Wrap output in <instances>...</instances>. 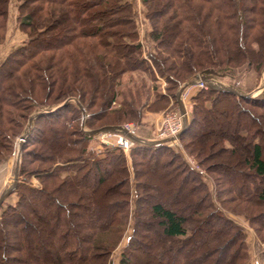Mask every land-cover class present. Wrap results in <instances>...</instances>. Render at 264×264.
<instances>
[{
  "label": "trees",
  "instance_id": "obj_1",
  "mask_svg": "<svg viewBox=\"0 0 264 264\" xmlns=\"http://www.w3.org/2000/svg\"><path fill=\"white\" fill-rule=\"evenodd\" d=\"M15 1L26 37L0 61V164L37 105L74 95L88 127L139 124L144 110L174 102L193 72L264 61V0H140L150 61L130 1ZM191 101L179 140L196 167L165 143H133L128 158L96 151L71 103L38 116L19 146L14 199L0 201V264H109L127 225L119 264H132L135 251L151 264H257L229 214L264 242V97L201 87Z\"/></svg>",
  "mask_w": 264,
  "mask_h": 264
},
{
  "label": "rangeland",
  "instance_id": "obj_2",
  "mask_svg": "<svg viewBox=\"0 0 264 264\" xmlns=\"http://www.w3.org/2000/svg\"><path fill=\"white\" fill-rule=\"evenodd\" d=\"M127 1H130L133 20H134V23H135V26L137 29V40H138L139 45H140V54H141V56L145 57L148 61H150L149 57H148V53H151V51H153V47H152L151 40L149 39V37L147 35V29L149 26H148V21L144 15V10H145L144 6L140 2V0H127ZM15 4H16L15 0H8L7 14H6L5 27H4V37H3V40L0 42V61L2 60V58L5 56V54L8 51H10L14 47L20 45L26 37V34L19 29L18 24L16 22V19H15L16 5ZM149 64L151 65V69L153 70V73L157 79V83H158L160 89L163 90V86L165 84L163 77H161L156 72V70H155V68H153L151 62H149ZM260 68L259 69H255L253 67L247 68L244 64H242V65L235 66V67L231 68L230 72H218L219 73L218 75H217V73H214V71L209 67L203 68V69H210L220 79L225 80L229 83H232L231 80H233L236 83H232V84H234V85H236V86H238L244 90H249V89L253 88L254 85L257 83ZM203 69H201V70H203ZM198 71H200V70H198ZM198 71H195L192 74H190V76L188 78H186L185 80L191 79L193 77V75L195 73H197ZM142 76L145 77V79H147V77L145 75H142ZM127 77H128V74H125L123 76L122 80L123 81L127 80ZM185 80H183V81H185ZM178 86H177V88H178ZM201 87L207 88L205 85L202 86L201 84L200 85H198V84L185 85L182 89H180V91H179L180 95L178 94V97L179 96L181 97V98L179 97V101H180L181 105L178 103V101L176 99V94H175V96H174L175 101L172 102L173 99L171 97H169L168 103L165 106H163L162 109H159L157 111L144 110L142 113L143 119H141V122L139 124L137 123V121L130 120V119L126 120L124 122H121L120 124L132 125L133 129H134V133H136L137 135H139L141 137H144L147 139H160V137H155V136L158 132V124H159V121H160L162 115L164 113L166 114L170 111H176V112L182 111L181 110V108H182L184 110L183 112H184V115L186 116V120H187L188 116L190 114L191 103H192L191 95H193L196 92V90L201 88ZM177 88H176V90H177ZM176 90H175V93H176ZM149 97L151 98L152 94ZM263 97H264V92H263ZM61 100H59V101H61ZM55 102H57V101H55ZM111 103L115 104L114 101H112ZM160 105H162V104H160ZM86 112H87V110H86ZM25 119H26V117H25ZM23 124H24V122H23ZM23 124H22V126H23ZM85 124H86V120H85ZM105 124H107V123H105ZM117 124H119V123H117ZM78 125H79V121H78ZM22 126H21V128H22ZM96 127H98V126H96ZM21 128H20V130H21ZM90 128H94V127H90ZM100 133H103V132H100ZM100 133H97L96 135H89V136L93 137L91 139V145L93 146L94 149H96V151H100L104 148H109V147H106L105 145L100 144L99 138H98V135ZM179 135H177L175 137H176V140H178L180 145H181V142L179 140ZM18 138L19 137L17 134L14 138V142L12 145V149L9 153V156L7 157V159H5L3 161V163H2L3 165L6 164V162L9 159H11V161H12L11 164L13 163V165L15 167L17 166V163L19 161V148H20L18 146V140H19ZM109 139L114 141L115 137L114 138L110 137ZM164 143L166 145L171 146L172 148L176 149L169 141H165ZM114 148H117V147H114ZM129 148L125 152L120 149L126 158H128ZM181 148L185 154L184 157L188 161V163H190L191 165L196 167L194 159L184 151L182 145H181ZM117 149H119V148H117ZM176 150L178 151V149H176ZM216 159H221V158H219V156H217ZM12 192L13 191L9 190V192L6 195H4V197L2 198L3 203L11 202L10 200L7 199V196H8V194H10ZM13 194H14V192H13ZM13 199H14V197H13ZM262 207H263V205H258L254 209L257 210V209H261ZM229 215L236 222L240 223L244 227L245 240H246L247 246H248L247 250H248V255H249V261L255 262L257 264H263L264 263V242H260L259 240L256 239L251 228L248 226L246 220H244L241 215H237V214H229ZM129 232H130V227H129V225H127V227L125 228V230H124L122 236L120 237L118 243L116 244V246L114 247V249L111 252L109 264H119L118 259H119L120 248L125 243L126 236ZM134 253H135V257H134L132 264H151V263H153V260L149 259L147 257L146 252L135 251Z\"/></svg>",
  "mask_w": 264,
  "mask_h": 264
},
{
  "label": "water",
  "instance_id": "obj_3",
  "mask_svg": "<svg viewBox=\"0 0 264 264\" xmlns=\"http://www.w3.org/2000/svg\"><path fill=\"white\" fill-rule=\"evenodd\" d=\"M191 83H196V84L202 83L210 90L229 92L236 96H240L244 98H251V99L262 98L263 92H264V62L260 68L257 83L254 85L253 88L249 90H244L232 83H229L225 80L220 79L210 69H203V70L198 71L197 73L193 75L191 79H187L181 82L180 85L178 86L175 94H176V99L180 105L181 103L178 97L179 91L185 85L191 84ZM69 103L74 104L79 109V112H80L79 128L83 134L96 135L97 133H100V132H118V133L124 134L125 136L129 137L132 141H134L137 144L150 145V146L159 145L172 138V137H166V138H160V139H147V138L137 135L136 133L127 131L125 126L120 123L119 124H103L98 127L90 128L85 124L87 112L84 106L79 102L76 96L68 95L65 98H63L61 101L41 104V105L35 106L34 108L31 109V111H29L22 128L18 133V137H19L18 146H20L22 140L25 139V137L30 133L33 127L34 121L38 116L51 113ZM181 110L182 112L184 111L182 108ZM186 122H187L186 116L184 115L182 127L180 131L176 134V136L179 135L181 131L184 129ZM15 180H16V167L14 168L13 181L11 183V187L13 186ZM10 189L1 193L0 201L4 197V195L7 192H9Z\"/></svg>",
  "mask_w": 264,
  "mask_h": 264
},
{
  "label": "built area",
  "instance_id": "obj_4",
  "mask_svg": "<svg viewBox=\"0 0 264 264\" xmlns=\"http://www.w3.org/2000/svg\"><path fill=\"white\" fill-rule=\"evenodd\" d=\"M191 84H196V83H191ZM197 84L198 85L201 84L202 86H204L202 83H197ZM183 117H184V112L182 111H177V112L170 111L166 114L164 113L159 121L158 132L155 137H160V138L172 137L170 140L167 141H169L176 149H178V151L184 157L185 154L181 148V145L179 141L176 140L175 137L178 131L182 127ZM124 126L127 129V131L134 133V129L132 125L125 124ZM110 137L113 138L115 137L114 141L109 139ZM98 138L101 145H105L106 147L109 148L117 147L123 150L124 152L132 145V143H134L129 137L118 132H103L98 135Z\"/></svg>",
  "mask_w": 264,
  "mask_h": 264
},
{
  "label": "crops",
  "instance_id": "obj_5",
  "mask_svg": "<svg viewBox=\"0 0 264 264\" xmlns=\"http://www.w3.org/2000/svg\"><path fill=\"white\" fill-rule=\"evenodd\" d=\"M11 162H12L11 159H9L6 162V164L4 165L0 164V195L1 193L7 191L11 187V183L13 181L14 168H15V166L13 165V163L11 164ZM13 197H14V194L12 192L8 194L7 199L12 201Z\"/></svg>",
  "mask_w": 264,
  "mask_h": 264
},
{
  "label": "bare ground",
  "instance_id": "obj_6",
  "mask_svg": "<svg viewBox=\"0 0 264 264\" xmlns=\"http://www.w3.org/2000/svg\"><path fill=\"white\" fill-rule=\"evenodd\" d=\"M132 142H134V141H132Z\"/></svg>",
  "mask_w": 264,
  "mask_h": 264
}]
</instances>
